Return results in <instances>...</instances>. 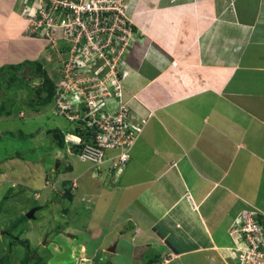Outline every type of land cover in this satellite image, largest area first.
Masks as SVG:
<instances>
[{
	"label": "crops",
	"instance_id": "obj_1",
	"mask_svg": "<svg viewBox=\"0 0 264 264\" xmlns=\"http://www.w3.org/2000/svg\"><path fill=\"white\" fill-rule=\"evenodd\" d=\"M128 3L136 39L122 97L145 123L122 170L108 150L94 184L76 194L93 212L105 196L116 202L115 222L87 231L104 243L117 230L116 246L129 242L148 264H238L229 225L244 209L264 213V0ZM24 14L23 0H0V68L46 52Z\"/></svg>",
	"mask_w": 264,
	"mask_h": 264
},
{
	"label": "rangeland",
	"instance_id": "obj_2",
	"mask_svg": "<svg viewBox=\"0 0 264 264\" xmlns=\"http://www.w3.org/2000/svg\"><path fill=\"white\" fill-rule=\"evenodd\" d=\"M27 12L28 9H25L24 15ZM49 46L40 58L31 57L34 59H27L25 63H38L55 82L59 77V53L49 49ZM45 54L48 59L52 58L49 65ZM65 56L66 53L63 54ZM34 69L32 66L23 67L19 74H15V70L6 67L0 72V105L10 110L8 115L4 113L0 116V264H82L80 259L85 257L93 259L92 264H148L141 251L137 256L130 255L128 251L131 247L125 240L119 241L115 247L116 254L108 251V247L118 242L113 240L117 238V230L110 233L104 243L102 235L99 238L87 231L95 225L108 229L116 220L109 223L117 212L116 205H113L116 202L108 200L110 202L106 206L109 195L105 196L106 200H99L100 209L93 212V207H85V201H75L77 193L80 192L81 196L86 188L94 184L95 179L91 175L97 169L90 162L80 160L75 153H68V157L57 155L54 140L47 130L66 132L70 123L63 116L50 112L53 100L36 110L38 103L29 99L30 96L35 99V94L28 93V88L36 86L41 80ZM36 136L40 137L38 142L33 140ZM58 159L59 166L55 169ZM68 164L72 165V170L64 172ZM70 178H76L78 188L71 185ZM46 180L53 185L44 186ZM63 182L68 186H64ZM66 188H70L74 198L68 199L64 195ZM103 189L108 194L112 187L104 186ZM36 206L39 208L34 211L33 217L28 218L26 214ZM87 214L86 221L81 220ZM4 231L11 235H5ZM66 231L76 232L77 235L68 237ZM91 254L94 256L91 257ZM165 260L159 258L150 264H169Z\"/></svg>",
	"mask_w": 264,
	"mask_h": 264
},
{
	"label": "built area",
	"instance_id": "obj_3",
	"mask_svg": "<svg viewBox=\"0 0 264 264\" xmlns=\"http://www.w3.org/2000/svg\"><path fill=\"white\" fill-rule=\"evenodd\" d=\"M23 2L26 32L59 53L51 112L70 123L64 142L95 168L106 161L108 150L116 151L111 168L121 171L145 123L122 97L136 39L128 0ZM51 184L46 180L44 186ZM263 220L264 213L247 209L231 222L228 250L238 264H264Z\"/></svg>",
	"mask_w": 264,
	"mask_h": 264
},
{
	"label": "trees",
	"instance_id": "obj_4",
	"mask_svg": "<svg viewBox=\"0 0 264 264\" xmlns=\"http://www.w3.org/2000/svg\"><path fill=\"white\" fill-rule=\"evenodd\" d=\"M25 65L28 66V68L29 67L31 68V66L35 67L34 70L36 71V73L39 74L38 77L41 78L39 84H37L36 86H32V87L29 85L30 88H28V90H29L28 93L29 94L31 92H34V94H35V99L31 98L33 96H30L29 99H30V101L32 100L31 102L36 101L38 103L39 108H37V109L35 108L38 111V110H40V107L42 105L43 106L47 105L53 100V97H54V94H55L56 85H55V82L46 75V72L42 69V67L40 65H38V63L32 64V62H29V63L27 62V63H25L23 65H12L11 67H9V69H13V70H15V74L16 73L19 74L18 71L20 70V68H22V66H25ZM3 70H4V67H1L0 68V72L3 71ZM10 76L12 78V75H10ZM21 78H23V77H21ZM26 84H28V82ZM0 86H1V83H0ZM4 109H5V112H4ZM9 111L10 110L6 109L5 106L3 107L2 105H0V116L3 115L4 113H5V115H8ZM47 132L49 134H51L56 147H58V148L63 147L64 141H63V133L61 131H59L58 129H49V130H47ZM71 168H72L71 165L68 164L64 168V172L70 171ZM64 183H66V182H63L62 184H64ZM64 186H68V185L64 184ZM64 191H65L64 195H66L68 199H71L72 198V193H71L70 188H66ZM244 210H247V209H244ZM24 217L25 216L23 215L22 218H24ZM151 259H152V261H154V258H151Z\"/></svg>",
	"mask_w": 264,
	"mask_h": 264
},
{
	"label": "water",
	"instance_id": "obj_5",
	"mask_svg": "<svg viewBox=\"0 0 264 264\" xmlns=\"http://www.w3.org/2000/svg\"><path fill=\"white\" fill-rule=\"evenodd\" d=\"M58 165H59V161L56 160V161H55V169L58 168ZM37 208H39V207H38V206L33 207V208H32V209L26 214V216H27L28 218L33 217V215H34V211H35ZM115 247H116V244H114L112 247H110L108 251L114 252V251H115ZM86 264H89V263H86Z\"/></svg>",
	"mask_w": 264,
	"mask_h": 264
},
{
	"label": "clouds",
	"instance_id": "obj_6",
	"mask_svg": "<svg viewBox=\"0 0 264 264\" xmlns=\"http://www.w3.org/2000/svg\"><path fill=\"white\" fill-rule=\"evenodd\" d=\"M50 112H51V110H50ZM56 115V114H55ZM58 116V115H57ZM49 130V129H48ZM68 131V130H67ZM63 133V141H64V134H65V132H62ZM58 148V147H57ZM62 148V149H61ZM60 149L63 151V150H65L67 153H70V154H73V153H75L76 154V152L74 151V149H69L68 148V145L64 142V145H63V147H61ZM77 155V154H76ZM58 161L60 162V160L58 159ZM59 166V165H58ZM72 186H74L73 184H72ZM233 221V220H232ZM264 221V220H263ZM263 221H262V226L264 227V225H263ZM230 226V225H229ZM229 248V247H228ZM235 260H236V258H235ZM237 261V260H236ZM238 262V261H237Z\"/></svg>",
	"mask_w": 264,
	"mask_h": 264
},
{
	"label": "flooded vegetation",
	"instance_id": "obj_7",
	"mask_svg": "<svg viewBox=\"0 0 264 264\" xmlns=\"http://www.w3.org/2000/svg\"><path fill=\"white\" fill-rule=\"evenodd\" d=\"M4 233H5V235H6V234H8V235H11V234H9L7 231H4ZM110 247H111V246H110ZM110 247H108L107 249L109 250V248H110ZM110 253H111V252H110ZM89 259H91V258H89ZM80 261H83V262H82V264L89 263V261H90V263H89V264H92V262H93V259H91V260H88V258H86V257H85L84 259H83V258H82V259H80ZM79 264H81V262H79Z\"/></svg>",
	"mask_w": 264,
	"mask_h": 264
}]
</instances>
